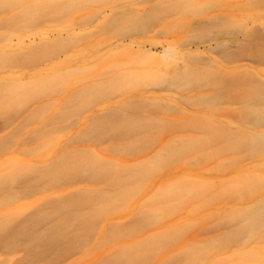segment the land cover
Instances as JSON below:
<instances>
[{"label":"rangeland","instance_id":"1","mask_svg":"<svg viewBox=\"0 0 264 264\" xmlns=\"http://www.w3.org/2000/svg\"><path fill=\"white\" fill-rule=\"evenodd\" d=\"M180 3L185 9L178 12ZM225 9L233 15L221 28L227 43L217 39L220 29L214 27ZM244 25L264 32L258 0H0V264H101L116 250L138 244L147 231L165 230L213 199L218 204L227 187L216 180L219 173L213 188L188 196L177 183L186 171L213 165L215 170L234 157L219 152L221 144L207 136L210 124L226 135L235 131L244 101L236 100L243 91L231 87L234 73L247 72L249 87L264 83V41L226 64L240 52L236 44ZM167 45L175 58L161 71L150 62L163 59ZM172 68L182 71L179 78ZM149 72L162 79L150 88L141 82ZM217 72L230 86H220L225 97L217 99L218 110L206 112L197 103L208 101L213 89H200L195 81ZM111 116L131 128L87 137ZM245 132L264 139L257 128ZM161 162V168H149ZM131 174L136 179L129 184ZM166 190L175 195L163 199L157 193ZM106 200L111 206L103 207L92 237L68 254L56 251L52 262L31 257L49 233L6 245L20 225L59 205L77 201L82 207L75 213L81 215ZM164 207L176 210L163 215ZM152 212L160 215L158 223L130 229L131 219ZM72 213L65 206L53 219ZM69 217L65 226L75 222ZM198 217L199 224L146 264H164L180 247L234 228L213 231L208 218ZM69 227L77 241L79 228ZM114 229L120 234L104 240ZM243 249L264 253V223Z\"/></svg>","mask_w":264,"mask_h":264},{"label":"bare ground","instance_id":"2","mask_svg":"<svg viewBox=\"0 0 264 264\" xmlns=\"http://www.w3.org/2000/svg\"><path fill=\"white\" fill-rule=\"evenodd\" d=\"M258 2L264 6V0H258ZM184 9V5L180 3L177 11H184ZM230 13L232 14V12ZM231 14L225 9L224 11H220V14L216 16L221 17L219 21L214 19V27L220 29L216 34L217 39H225L226 43L228 42V36L221 32V28L229 24V18L233 16ZM241 34L242 40L236 44L237 47H240V52L235 58L226 59V64H230L234 59H240L246 54L247 50H252L254 45L264 41V32L246 30L245 25ZM247 37H253L254 43L245 45L244 39ZM223 55L225 54L223 53ZM162 56L163 59H153L150 64L158 70L165 71L169 68L166 60L175 58L170 46L167 45L163 49ZM171 72L177 78L180 77H178V74H182V71L177 68H172ZM157 76L156 72L146 73L141 77V82H143V85L147 84L150 88L159 84L162 80ZM202 76L205 80L202 79ZM222 78H224L222 73L217 72L207 77L200 75L196 79L195 83L200 89H213L208 96L209 100L206 101L205 98L199 101L197 103L198 107L206 112L218 110L217 99L223 100L225 97L223 89L219 88L220 86L221 88L230 86V80H222ZM232 80L231 87L233 91L235 93L243 91V95L236 97V100L244 101L240 117L233 122L234 128L232 131H235L233 135L232 133L226 135L220 131V126L210 124L208 125L209 134L207 139L221 144L219 152L227 153L231 151L234 157L226 163L217 166L215 170L213 165L212 167L204 166L195 173L186 171L188 174L177 183L180 191L185 192L184 195L188 196L194 191L202 192L213 188L214 172L219 173L216 180L226 183L227 187L217 197L216 201L218 204L214 205L213 199L211 205L187 213L189 216L187 214L186 216L188 217L185 216L180 222L165 230L147 231L138 244L116 250L109 259L101 264H146L161 249H165L172 243L178 241L186 228L199 224L200 217L198 215H203L209 219L210 224L208 227L212 228L213 231L214 227L226 229L233 225L234 228L231 230H222L219 234L213 235L210 239L198 244L180 247L178 249L179 251L175 255L170 256L164 264H172L173 262H177L178 264H264V253L260 255L255 252L243 251V246L250 243L255 236L257 228L264 223V139L260 135L258 137L254 135L247 136L245 132L248 130L251 131L254 128H257L259 132H264V83L256 87L247 86L249 77L247 72L244 71L234 73ZM140 108L144 107L140 106ZM115 119L114 116L104 119L101 121L102 126H96L94 131L92 130L87 137L96 135L95 133L102 132L106 128L109 130H115L117 128L128 130L131 128ZM247 124H251L252 127L245 128ZM161 167L162 162L155 165V167L153 164L149 168H155L157 170ZM133 179L136 178L131 174L128 180L129 184ZM157 193H160L163 199L175 195L171 190L158 191ZM65 206H72L74 213L68 214L55 222L53 219L55 214L63 211ZM65 206L59 205L54 209L55 212H52V210L45 212L43 215L41 214L39 217L20 225L10 235V239H8L6 245L17 241H25L30 238L38 239L42 236V233H49L50 236L44 241L43 247L33 251L31 257L33 261L52 262L55 258L56 251L68 254L81 244V242H86L92 237L102 218L103 207L111 206V202L106 200L105 204L99 210L92 209L88 214L81 215L75 213V211L82 207L79 202L74 201V203ZM176 206L178 209H183V201L178 202ZM224 207H228L230 210H222L223 212L218 213L219 211L217 209L221 210ZM175 210L176 208L166 207L161 209L163 215H168ZM69 216H74L75 222L68 223L65 226V223L62 222H67L71 218ZM159 219L160 215L156 212L147 214L145 217L138 216L137 218L131 219L129 223L130 229H143L150 224L154 225L158 223ZM69 224H76L80 230L81 237L77 241L72 239ZM40 229H44V231L40 233ZM119 234L117 230H111L104 237V240L114 239ZM260 252H264V250ZM218 253L222 254L219 255Z\"/></svg>","mask_w":264,"mask_h":264}]
</instances>
